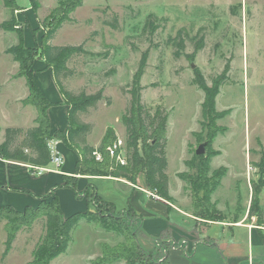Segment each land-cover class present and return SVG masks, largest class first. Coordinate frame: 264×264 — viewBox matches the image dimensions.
Wrapping results in <instances>:
<instances>
[{"label":"rangeland","instance_id":"rangeland-1","mask_svg":"<svg viewBox=\"0 0 264 264\" xmlns=\"http://www.w3.org/2000/svg\"><path fill=\"white\" fill-rule=\"evenodd\" d=\"M31 1L15 0L16 9L10 10L0 0V22L8 20L7 24L12 27L21 26L25 45L30 43L32 46L39 45L43 32L40 22L58 6L59 0H36V11L32 9ZM57 12L58 8L54 13ZM150 15L153 27L145 23ZM68 16L70 20L55 31L50 44L82 45L85 50L74 53L66 62L71 73L61 78V83L65 90L75 94L102 91V99L94 107L77 113L82 121L91 124L90 140L95 141L110 127L121 128L119 132L125 141L121 118L126 115L133 74L141 53L146 51V65L140 79L144 87L141 97L151 112L160 107L167 113L164 149L169 155L172 179L176 171L188 170L183 162L186 143L189 141L193 146L190 150L193 154L204 141L207 128L217 126L221 130L213 138L211 147L218 153L211 158L209 165L214 169H226L221 177L223 196L219 205L230 204L234 193L245 195V180L244 186L240 182L235 191L233 179L241 173L246 174L250 186L249 205L251 201L256 202L262 218L264 174L258 180L256 163L264 145V0H82V4ZM105 22H114L116 27ZM198 39H202L203 46L190 61L186 55L193 51ZM180 40L183 43L181 48L175 44ZM16 43V32L0 28V128L4 130L17 127V123L27 125L35 117L33 105H25V112H20L22 102H15L16 97L28 89L23 77L14 76L17 63L3 49ZM176 50L179 52L177 56ZM36 56L41 55L37 53ZM193 68L201 71L208 85L214 81L222 82L214 102L215 110L224 112L221 118L208 122L202 117L204 94L193 82ZM19 83L22 85L17 86ZM122 149L127 151L125 142ZM211 168L209 172L214 170ZM190 171L194 172L193 169ZM106 184L104 181L95 183L98 196L110 192L112 188H106ZM116 185L118 189L119 184ZM54 187L57 191L60 185ZM63 187L72 190L76 196L84 193L89 209L99 208L92 197L94 188L89 186L86 192L85 189L79 191L76 183L74 189ZM114 194L115 206L110 211L124 215L127 202L116 190ZM50 199L51 195H45L38 197L34 205H31L34 202L28 205L31 208L44 206ZM4 201H12V198L5 195ZM247 208L238 202L236 211L243 213ZM102 209L104 211L105 207ZM44 221V216H39L30 226L21 228L11 249L3 256L5 221L0 218V264H27L44 233ZM83 224L78 223L72 228L66 251L54 258L52 264H92L94 257L86 261L77 254H92L94 247L101 250L104 246L126 243L121 237L118 241L119 237L114 233L108 238L107 231L97 226V233H92L95 231L86 230ZM92 237L93 240L101 237L98 245H93V240L86 244V240ZM136 241L139 242L138 237ZM162 242L160 238L152 247L143 248L152 253L164 245ZM111 264H124V260Z\"/></svg>","mask_w":264,"mask_h":264},{"label":"trees","instance_id":"trees-1","mask_svg":"<svg viewBox=\"0 0 264 264\" xmlns=\"http://www.w3.org/2000/svg\"><path fill=\"white\" fill-rule=\"evenodd\" d=\"M2 2L8 9H16L15 0H2ZM81 4L82 0H59L58 6L51 10L40 22L43 32L41 33L39 45L25 46L21 26L20 28L12 27L7 24L8 20L0 23V28L4 31H14L17 34V43L8 46L5 53L10 54L17 63V72L14 76L23 77L25 80L28 94L23 102L33 105L36 109L35 125L5 128L4 138L0 143V156L6 160L26 163L33 167H45L50 164L52 157L50 140L53 137H62L78 154V160L75 164L76 173L86 176H112L134 182L138 173L143 172L147 187L160 198L169 200L166 175L167 162L164 149L167 113L160 107H156L151 112L146 108L141 97V90L144 87L140 84V79L146 65V51L141 53L133 74L126 115L121 118L126 134L124 141L127 149L125 164H119L114 158H110L105 151L106 146L117 139L112 128H106L97 147H93L86 142V137L90 134L91 124L82 121L77 113L86 111L89 107H94L102 99V91L98 90L89 94L80 91L75 94L65 90L61 78L71 73L66 66V62L74 53L84 52L85 50L82 45L53 46L50 44L55 31L63 22L70 20L68 14ZM31 7L36 11L38 2L32 0ZM57 8L59 12L54 13ZM150 19L151 15L148 16L145 22L146 26L153 27ZM105 23L111 25L112 28L116 27L114 22ZM175 44L181 48L183 43L180 40ZM202 46V39L195 41L193 51L186 55L190 61ZM37 53H40L47 65L51 67L56 85L67 105L65 134L59 131H55L53 134L50 133L46 110L52 103L38 88L32 76V66ZM178 54L179 52L176 50L175 55ZM193 82L204 94L201 104L204 120L209 122L212 119L221 118L224 112L216 111L214 102L222 82L214 81L211 85H208L198 68H193ZM216 127L207 128L206 137L203 141L205 142L204 153L196 155L194 152L190 159L185 162L188 170L180 173V177L188 184L193 214L208 220H222L223 218L222 213L214 207L210 200L212 191L218 186L226 170L224 167H219L209 172L210 159L218 153L217 150L211 147L213 138L221 130ZM94 151L102 153L101 161L94 159ZM256 166L259 168L258 180H261L264 174V145L261 148L260 159ZM190 169H193L194 172H191ZM75 181L74 176L63 177V185L73 189L75 188ZM88 187L87 184L85 192ZM48 195H51L50 202L35 208L26 206L22 210H16L9 205H0V218L5 221L3 256L11 249L16 233L21 228L30 226L36 218L44 216V233L33 248L31 259L27 264H52L54 258L66 251L71 239V230L80 222L93 223L104 231L121 236L126 241V243H117L114 246H104L101 249L100 256L96 257L92 264H107L117 260H124L125 264H172L168 259V251L172 247L170 242L163 241L164 245L151 253L136 241L140 219L134 215L129 204L124 210V215L114 214L110 211L113 204L103 200L93 191L92 197L96 199L99 208L94 210L86 208L64 216L57 196L54 193ZM102 207H105L104 211ZM248 214H256L257 217H260L261 212L256 202L251 201Z\"/></svg>","mask_w":264,"mask_h":264},{"label":"crops","instance_id":"crops-1","mask_svg":"<svg viewBox=\"0 0 264 264\" xmlns=\"http://www.w3.org/2000/svg\"><path fill=\"white\" fill-rule=\"evenodd\" d=\"M25 46H31V44L27 43ZM3 51L5 52V49ZM32 69L34 82L44 96L52 103L46 110L50 133L53 134L55 131H59L65 134L67 127V105L56 86L51 67L47 65L41 56L35 58ZM12 85L15 88L16 85L20 86L22 84ZM27 94L28 91L16 97L15 102H22L20 105L23 109L20 112H25L24 107L28 105L23 102ZM35 117L27 125L22 126L20 123H17L15 126L27 127L35 125ZM112 129L116 137L124 142L119 132L122 129ZM3 132L4 128H0V143L3 141ZM104 132L95 141L90 140L92 134L88 135L86 142L93 147H97L101 142ZM186 144V153L183 159L184 165L190 159L192 155L190 150L193 147L189 141ZM49 145L54 154L62 157V164L57 167L50 163L47 165V170L37 175L34 173L35 169L33 166L6 160L0 156V205L11 204L9 206L14 209L22 210L24 207L30 206L28 204L34 202L31 204L34 205L38 197L54 193L57 196L60 209L64 213L63 215L67 216L75 211L85 210L89 206L88 202L84 200V193L76 196L72 190L63 187L64 176H74L79 191H83L88 184L98 193L99 191L95 183L104 181L107 183L106 188H112L109 190L112 193L109 192L110 194L107 193L105 196L101 194L102 196H99L115 206L116 199L114 198V192L115 190L119 192L124 201L126 200L127 205L131 206L134 215L140 219L139 230L136 233V237L139 239L138 243L144 248H150L160 238H162V241L170 242L172 247L168 251V259L172 264H255V261L257 264L259 262L260 264H264V228H262L264 227V215L262 219L260 218L261 216L257 217L256 214H248L250 199L248 197L249 184L246 182L248 175L246 176L245 174L244 176L241 173V175L233 179L235 191L239 188L240 182L244 186L245 180L247 188L245 195H239V191L237 195L234 193V196L231 195L230 197V204H226L223 207L219 205L221 196H223L220 192V180L218 186L212 191L210 200L224 217L222 220L201 219L193 214L188 184L180 177L182 171H176L173 179L170 176V160L167 152H165L167 162L166 175L170 199L164 200L147 187L143 172L138 173L134 182L112 176L81 175L76 173L75 170L78 154L67 144L64 138L53 137ZM211 161L210 159V163H212ZM184 167L186 168V166ZM89 180L92 183H89ZM116 183L119 184L118 189L116 188ZM56 185H60L57 191L54 190V186ZM15 194H18V196L16 197ZM5 195L10 196L12 201H4ZM238 202H242L248 207L245 212L237 213L236 206ZM83 223L86 230H97L96 225L94 226L93 223ZM92 233H97V231ZM107 233L108 238H111L112 232ZM117 237H119L118 241H121V236ZM100 238L98 237L95 240H93V237L91 240L87 239L86 244L93 240V245H98L101 241ZM79 254H77L79 258L82 257L87 261L88 259H93V257L95 259L100 256L101 250L99 247H94V253L92 254L88 252Z\"/></svg>","mask_w":264,"mask_h":264},{"label":"built area","instance_id":"built-area-1","mask_svg":"<svg viewBox=\"0 0 264 264\" xmlns=\"http://www.w3.org/2000/svg\"><path fill=\"white\" fill-rule=\"evenodd\" d=\"M124 145L123 140L117 138L115 141L112 143L108 144L105 148V151L107 152V155L110 158H114L116 162L119 164H125V151L122 149V146ZM94 159L96 161H101L102 160V153L99 151H94L93 152ZM51 164H54L55 166L59 167L62 164V157L58 154H54L52 152V157H51ZM35 169V174H41L42 171L47 170V166L45 167H34ZM264 228V227H262Z\"/></svg>","mask_w":264,"mask_h":264},{"label":"water","instance_id":"water-1","mask_svg":"<svg viewBox=\"0 0 264 264\" xmlns=\"http://www.w3.org/2000/svg\"><path fill=\"white\" fill-rule=\"evenodd\" d=\"M205 151V142L200 143L197 148L195 149V154L199 155V154H203Z\"/></svg>","mask_w":264,"mask_h":264}]
</instances>
